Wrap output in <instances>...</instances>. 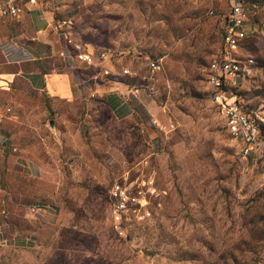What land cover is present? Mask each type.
Instances as JSON below:
<instances>
[{"label":"rangeland","instance_id":"374dc122","mask_svg":"<svg viewBox=\"0 0 264 264\" xmlns=\"http://www.w3.org/2000/svg\"><path fill=\"white\" fill-rule=\"evenodd\" d=\"M42 1L52 24L69 16L86 48L109 50L104 64L127 69L116 90L133 92L63 101L0 88V264H264V0H247L254 28L240 51L253 63L233 88L261 123L262 145L249 154L226 131L205 79L220 1ZM40 64L58 70L63 59ZM148 175L149 214L127 212L118 235L108 189Z\"/></svg>","mask_w":264,"mask_h":264},{"label":"built area","instance_id":"2783aa9c","mask_svg":"<svg viewBox=\"0 0 264 264\" xmlns=\"http://www.w3.org/2000/svg\"><path fill=\"white\" fill-rule=\"evenodd\" d=\"M37 1L0 0V16L16 17L23 10V2L35 4ZM218 1L222 3V7L219 8L220 44L217 54L207 62L205 79L210 99L222 117L227 131L240 143L241 152L249 154L262 145L260 122L236 100L231 88L251 72L253 59L243 56L240 46L245 38L252 34L254 27L250 23L245 0ZM209 11H212V8ZM52 25L54 32L63 41L58 54L65 58L69 65L80 67L81 71L88 68L91 71L89 79L94 81L99 74L105 76L109 74L117 78L118 75L127 72L124 67L119 71H112L102 64V60L110 57L109 50L101 48L92 51L86 48L85 43L78 41L69 16L57 18ZM145 64L152 71L160 67L156 58H147ZM93 94V91H90L88 96ZM2 140L0 137V143ZM133 182L135 183L114 179L108 189L110 226L118 235L124 233V226L128 220L127 212H132L136 219L149 214L147 195L156 192L151 175L139 182L136 180ZM2 211L0 209V212Z\"/></svg>","mask_w":264,"mask_h":264},{"label":"crops","instance_id":"0c3cea01","mask_svg":"<svg viewBox=\"0 0 264 264\" xmlns=\"http://www.w3.org/2000/svg\"><path fill=\"white\" fill-rule=\"evenodd\" d=\"M51 19V11L45 8L42 0L35 4L23 2V10L16 17L0 16V88L10 84L21 88H35L53 100L63 101L88 97V93H84L86 89L104 96L112 91L121 94L124 91L133 92L129 87H122L121 91H117L116 88L121 87V81L113 77L105 80L103 77L99 78L100 81L107 82L98 85L86 83L89 77L83 76L80 67L69 65L62 56L63 66L60 69L43 68L41 60L58 54L63 46L62 39L48 28ZM262 27L264 29V18ZM104 61L106 60L101 61L102 64ZM111 94L110 100L117 102ZM118 102L122 103L123 99Z\"/></svg>","mask_w":264,"mask_h":264},{"label":"trees","instance_id":"16d2710c","mask_svg":"<svg viewBox=\"0 0 264 264\" xmlns=\"http://www.w3.org/2000/svg\"><path fill=\"white\" fill-rule=\"evenodd\" d=\"M246 1V6H247V0H245ZM219 36H220V33H219ZM219 44H220V42H219ZM235 87H237V85H234V86H232V93L234 94V96H235V93L233 92V88H235ZM236 98V97H235ZM237 100V99H236ZM214 104V103H213ZM214 106H215V104H214ZM215 108H216V106H215ZM216 110H217V108H216ZM217 112H218V110H217ZM219 113V112H218ZM223 125H224V123H223ZM224 127H225V125H224ZM260 128H261V123H260ZM225 129H226V127H225ZM226 131H227V129H226ZM228 132V131H227ZM228 134H229V132H228ZM231 136V135H230ZM236 143H237V145L239 146V149H240V143L238 142V141H236V140H234ZM124 234H126V231H125V233Z\"/></svg>","mask_w":264,"mask_h":264},{"label":"water","instance_id":"95a60500","mask_svg":"<svg viewBox=\"0 0 264 264\" xmlns=\"http://www.w3.org/2000/svg\"><path fill=\"white\" fill-rule=\"evenodd\" d=\"M104 82H107V81H104ZM104 82H103V81H100L99 79H95V80L93 81V84H94V85H98V84H100V83H104ZM48 123L51 125V124H52V121L49 120Z\"/></svg>","mask_w":264,"mask_h":264}]
</instances>
